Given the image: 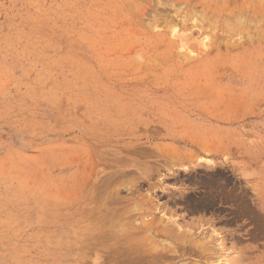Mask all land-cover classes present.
I'll return each mask as SVG.
<instances>
[{
  "label": "rangeland",
  "instance_id": "obj_1",
  "mask_svg": "<svg viewBox=\"0 0 264 264\" xmlns=\"http://www.w3.org/2000/svg\"><path fill=\"white\" fill-rule=\"evenodd\" d=\"M181 263L264 264V0H0V264Z\"/></svg>",
  "mask_w": 264,
  "mask_h": 264
},
{
  "label": "bare ground",
  "instance_id": "obj_2",
  "mask_svg": "<svg viewBox=\"0 0 264 264\" xmlns=\"http://www.w3.org/2000/svg\"><path fill=\"white\" fill-rule=\"evenodd\" d=\"M213 188V187H212ZM131 191V190H130ZM189 192V191H188ZM187 195V194H186ZM194 195V194H193ZM188 201V200H187ZM190 201V200H189ZM188 203V202H187ZM135 204V203H134ZM137 205V204H136ZM202 206V205H201ZM132 208V207H131ZM135 208V207H134ZM136 209V208H135ZM112 213V212H111ZM108 215V214H107ZM110 215V214H109ZM108 215V216H109ZM104 216V215H103ZM170 219V218H169ZM97 220V219H96ZM177 220V219H176ZM106 222H108L106 219L104 220ZM103 223H106L104 222ZM193 221V220H192ZM146 224V223H145ZM187 224V223H186ZM192 224V223H191ZM144 225V224H143ZM150 226V225H149ZM158 227V225H157ZM185 227V226H184ZM183 228L181 226H179L177 224L176 221H172L165 224L163 227L161 228H158V232L160 233H163L164 235H166L167 237L170 236L171 237V240H173L177 247L180 249V247L182 246V248L184 249H191L192 251H197V253L199 252L200 254L199 255H202V254H206V253H211V252H223L225 250V246L224 244L222 243V241H219L218 240V243L216 242H213V238H202L203 240L200 242V243H197L196 241H192V236L191 237H188V234L191 233L192 231L190 230H182ZM149 231V230H148ZM151 232V231H150ZM215 232V231H214ZM208 233V232H207ZM217 233V232H216ZM161 234V235H163ZM194 233H192L193 235ZM143 235V234H142ZM158 235V234H157ZM216 235V234H215ZM190 236V235H189ZM195 236V235H194ZM214 236V235H213ZM212 236V237H213ZM136 237V236H135ZM138 237V236H137ZM215 237V236H214ZM127 239V238H126ZM140 239V238H139ZM170 239V238H169ZM131 240V239H129ZM135 241L137 239H134ZM133 240V242H134ZM170 240V241H171ZM132 241H130L131 243ZM138 242V241H137ZM140 242V240H139ZM88 243V242H87ZM86 243V244H87ZM171 243V242H170ZM157 244V243H156ZM150 245V244H149ZM155 245V244H154ZM153 245V246H154ZM82 246V245H81ZM146 246V245H145ZM180 246V247H179ZM146 248V247H145ZM154 249V248H153ZM94 250V249H93ZM151 250V249H150ZM155 250V249H154ZM153 251V250H151ZM177 251V250H176ZM102 252V251H101ZM194 253V252H193ZM245 253V252H244ZM224 254V253H223ZM139 255V254H138ZM188 255V254H187ZM195 255V254H194ZM122 256V255H121ZM160 256V255H159ZM126 257V256H125ZM173 257V256H172ZM177 257V256H176ZM174 258V257H173ZM158 262V261H157ZM187 262V261H186ZM185 263V262H184ZM188 263V262H187ZM190 263V262H189ZM182 264V263H181ZM223 264V263H222Z\"/></svg>",
  "mask_w": 264,
  "mask_h": 264
}]
</instances>
